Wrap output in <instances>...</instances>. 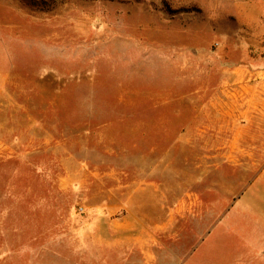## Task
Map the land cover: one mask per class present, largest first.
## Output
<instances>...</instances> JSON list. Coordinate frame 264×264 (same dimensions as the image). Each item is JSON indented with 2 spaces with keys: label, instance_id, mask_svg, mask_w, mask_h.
I'll return each mask as SVG.
<instances>
[{
  "label": "rangeland",
  "instance_id": "rangeland-1",
  "mask_svg": "<svg viewBox=\"0 0 264 264\" xmlns=\"http://www.w3.org/2000/svg\"><path fill=\"white\" fill-rule=\"evenodd\" d=\"M253 2L0 0V264H264Z\"/></svg>",
  "mask_w": 264,
  "mask_h": 264
},
{
  "label": "crops",
  "instance_id": "crops-1",
  "mask_svg": "<svg viewBox=\"0 0 264 264\" xmlns=\"http://www.w3.org/2000/svg\"><path fill=\"white\" fill-rule=\"evenodd\" d=\"M253 7L257 8L256 6H259L260 8H262L263 10V14L261 16H259L257 18V22H258V25L260 26H264V4L263 3H258V4H255V2H253ZM251 8V7H250ZM261 46L259 45V48ZM261 49V48H260ZM260 76H258L259 78ZM241 80H236V81H233L232 83H240ZM261 84V81L259 82ZM251 88V87H250ZM230 96H234L235 94V91H230L229 92ZM257 98L256 97H253V98H249L250 101H253L252 103V107H257L258 104L256 103V100ZM244 104L246 105L245 101H244ZM246 112V111H245ZM245 190H248V191H253L254 192V195H258L260 194L261 196V201L262 203L264 204V170H262L258 175L257 177L252 181V183H250V185H248L246 187Z\"/></svg>",
  "mask_w": 264,
  "mask_h": 264
}]
</instances>
